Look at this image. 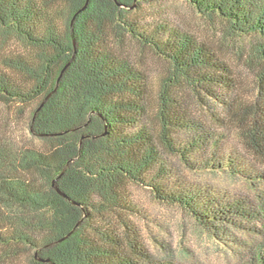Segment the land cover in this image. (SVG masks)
I'll return each mask as SVG.
<instances>
[{"label": "trees", "instance_id": "obj_1", "mask_svg": "<svg viewBox=\"0 0 264 264\" xmlns=\"http://www.w3.org/2000/svg\"><path fill=\"white\" fill-rule=\"evenodd\" d=\"M155 1L0 0V264L24 250L28 264H177L141 241L131 185L184 210L228 264H264V0H185L247 45L236 69L248 93L211 42L135 14ZM127 40L166 71L152 78ZM178 167L228 173L249 192L191 184Z\"/></svg>", "mask_w": 264, "mask_h": 264}, {"label": "rangeland", "instance_id": "obj_2", "mask_svg": "<svg viewBox=\"0 0 264 264\" xmlns=\"http://www.w3.org/2000/svg\"><path fill=\"white\" fill-rule=\"evenodd\" d=\"M135 14L146 20L153 18L154 20H170L190 29L200 38H205L217 47L221 55L240 75L239 82L243 91L251 90V76L244 70H237L242 67L240 58L247 56L248 47L224 34L225 28L219 22L204 20L185 0H156L152 4L141 5L135 10ZM125 48L132 59L152 78H156L166 71L167 63L158 58L149 48L141 47L128 40L125 43ZM190 105L195 114L200 116L203 114V117L207 119L204 108L198 110L196 104ZM27 116L28 113L15 117V126L24 135L26 134ZM222 142V150L225 152L229 150L231 144H235L232 137ZM237 150L238 148H232V152ZM177 174L182 180L191 184L222 190L230 194L249 192L248 185L243 179L221 171L193 173L178 167ZM128 190L137 209V212L130 216V220L139 231L141 241L151 254L166 257L177 264L229 263L228 258L232 255L229 248L198 226L184 210L176 205L157 200L152 192L145 188L131 185ZM31 255H33V251L24 250L18 259L21 264H28Z\"/></svg>", "mask_w": 264, "mask_h": 264}, {"label": "water", "instance_id": "obj_3", "mask_svg": "<svg viewBox=\"0 0 264 264\" xmlns=\"http://www.w3.org/2000/svg\"><path fill=\"white\" fill-rule=\"evenodd\" d=\"M85 7V5L83 6V8ZM62 74V72L60 73V75ZM52 92H50L46 97H45V99L51 94ZM52 186L60 193V194H62V195H64L61 191H59L58 189H57V187H56V185H55V180H53L52 181ZM72 203H75V202H73L72 201ZM72 232V230L67 234V235H69L70 233ZM66 237V236H65ZM41 249V248H40ZM35 255H36V253H35ZM40 260H44V261H46V262H50V260L49 259H40Z\"/></svg>", "mask_w": 264, "mask_h": 264}]
</instances>
